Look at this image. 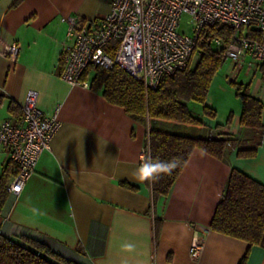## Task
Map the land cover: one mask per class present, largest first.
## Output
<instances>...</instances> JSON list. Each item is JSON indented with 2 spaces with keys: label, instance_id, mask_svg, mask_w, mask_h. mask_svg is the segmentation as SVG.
<instances>
[{
  "label": "crops",
  "instance_id": "1",
  "mask_svg": "<svg viewBox=\"0 0 264 264\" xmlns=\"http://www.w3.org/2000/svg\"><path fill=\"white\" fill-rule=\"evenodd\" d=\"M108 10V0H0V121L17 120L27 91L34 90L45 114L59 122L21 192H8L0 231L49 238L81 264H239L247 251L245 264H264V247L249 248L209 227L231 168L264 185V137L253 157H238L234 150L218 159L195 148L167 195L153 202L151 184L132 179L146 157L147 124L101 91L61 78L68 18L100 20ZM12 43L18 48L14 57L4 51ZM231 81L248 83L250 93L264 102V66L247 56L233 63L230 73L214 74L205 99L214 117L190 102L202 125L155 127L244 137L242 103ZM261 118L264 123V109ZM5 168L16 171L0 148V176ZM194 239L203 242L196 259L189 253ZM125 241L135 243L134 252L122 249Z\"/></svg>",
  "mask_w": 264,
  "mask_h": 264
},
{
  "label": "built area",
  "instance_id": "2",
  "mask_svg": "<svg viewBox=\"0 0 264 264\" xmlns=\"http://www.w3.org/2000/svg\"><path fill=\"white\" fill-rule=\"evenodd\" d=\"M109 10L100 20L68 18L67 44L63 51L61 78L71 85L89 86L84 73L96 68L119 66L155 88L163 76L187 67L192 54L199 53L204 28L227 25L232 34L227 43L215 36L212 43L223 48L225 60L239 64L245 57L264 66V0H108ZM193 34L180 31L183 17ZM113 49L110 55L108 47ZM17 45L5 47L14 57ZM56 116L39 106L38 95L28 90L17 120L0 121V148L9 153L16 173L7 191L18 194L34 173L43 150L56 131ZM203 242L194 239L190 256L196 259Z\"/></svg>",
  "mask_w": 264,
  "mask_h": 264
},
{
  "label": "trees",
  "instance_id": "3",
  "mask_svg": "<svg viewBox=\"0 0 264 264\" xmlns=\"http://www.w3.org/2000/svg\"><path fill=\"white\" fill-rule=\"evenodd\" d=\"M231 34L232 29L227 25L204 28L201 32L203 40L196 44L199 53L192 54L186 68L163 76L155 88H146L142 80L134 78L117 65L109 69L96 68L90 78L89 69L84 73L83 79L89 78L90 88L101 91L108 102L123 107L132 119L147 124L145 156L161 160L179 158L180 166L171 175H164L151 184L153 202L167 195L195 148L218 159L234 150L238 157L256 155L264 137L261 118L264 102L250 93L248 83L230 82L242 103L239 125L247 133L244 137H235L226 131L209 137L193 136L155 127L160 122L202 125L201 119L190 109V102L198 103L204 115L215 116V110L205 104V99L210 82L225 57L224 49L213 46L212 39L220 36L227 43ZM107 49L112 55L110 45ZM194 55L197 58L192 63ZM15 173L5 168L0 176V212L9 196L8 182ZM209 227L246 241L249 248L253 245L264 247V185L231 168ZM76 250L79 251V248ZM247 256L248 251L239 264H245ZM0 264L81 263L61 252L56 242L49 238L27 231L7 236L0 231Z\"/></svg>",
  "mask_w": 264,
  "mask_h": 264
},
{
  "label": "clouds",
  "instance_id": "4",
  "mask_svg": "<svg viewBox=\"0 0 264 264\" xmlns=\"http://www.w3.org/2000/svg\"><path fill=\"white\" fill-rule=\"evenodd\" d=\"M179 158H172L171 160H161L158 157L153 158L150 155L142 157L141 163L134 170L132 179L144 183L148 182L154 184L158 182L162 176L171 175L175 169L180 166ZM122 249L126 252H134L136 245L133 242L125 241L122 244ZM121 264H128L127 260H123Z\"/></svg>",
  "mask_w": 264,
  "mask_h": 264
},
{
  "label": "rangeland",
  "instance_id": "5",
  "mask_svg": "<svg viewBox=\"0 0 264 264\" xmlns=\"http://www.w3.org/2000/svg\"><path fill=\"white\" fill-rule=\"evenodd\" d=\"M186 21H187V18L184 16V17L182 18L181 22H180V31L192 35V34H193V26H192L191 24H188ZM213 46H215V45L213 44ZM196 56H197V55H194V56H193L192 63L195 62V60H196V58H197ZM232 68H233V63H232V61H230V60H225L224 63L220 66V68L217 70V72L219 71L220 73H227V74H228V73H230V72L232 71ZM217 72H216V73H217ZM216 73H215V74H216ZM92 74H93V73H91V75H92ZM229 85H230V83H229ZM230 86H231V85H230ZM231 87H232V86H231ZM232 88H233V87H232ZM193 104L199 106L198 103H194V102H193Z\"/></svg>",
  "mask_w": 264,
  "mask_h": 264
}]
</instances>
